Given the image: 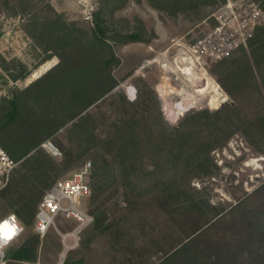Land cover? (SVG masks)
<instances>
[{
	"label": "rangeland",
	"instance_id": "1",
	"mask_svg": "<svg viewBox=\"0 0 264 264\" xmlns=\"http://www.w3.org/2000/svg\"><path fill=\"white\" fill-rule=\"evenodd\" d=\"M171 1L0 0V144L18 162L0 220L24 227L7 255L37 236L46 191L91 162L109 178L107 220L84 230L70 264H264V24L227 58L193 65L184 55L213 15L249 0ZM75 226L56 219L37 261L56 262L59 231Z\"/></svg>",
	"mask_w": 264,
	"mask_h": 264
},
{
	"label": "built area",
	"instance_id": "2",
	"mask_svg": "<svg viewBox=\"0 0 264 264\" xmlns=\"http://www.w3.org/2000/svg\"><path fill=\"white\" fill-rule=\"evenodd\" d=\"M243 6L244 9L239 11L238 4L230 1L225 11L222 9L214 14L216 25L212 32L188 49L184 58L201 66L207 59L221 61L245 45L264 24V12L250 0ZM87 14V20L91 19L90 12ZM46 148L57 155V149L51 143ZM17 166L18 162L0 144V191L9 184ZM91 174L92 164L88 162L72 177L57 181L46 191L36 213V235L44 238L56 228L58 218L75 222L76 226L66 232L59 231L62 248L56 262L23 264H66L69 254L80 247L82 233L94 223V217L84 208V201L92 192ZM23 231V224L15 214L0 220V264H7L6 251L20 240Z\"/></svg>",
	"mask_w": 264,
	"mask_h": 264
},
{
	"label": "trees",
	"instance_id": "3",
	"mask_svg": "<svg viewBox=\"0 0 264 264\" xmlns=\"http://www.w3.org/2000/svg\"><path fill=\"white\" fill-rule=\"evenodd\" d=\"M180 4V0H172L169 2L171 6H178ZM262 8L264 9V0L262 3ZM107 32V26L105 24V20L101 17L99 13L95 14L94 19V33L96 39L101 42V44L105 42ZM259 34H264V28L259 31ZM141 37L139 34H131L126 37V42H139ZM114 61V55L111 54L109 58L106 60V64L110 65ZM26 77V74L23 75V78ZM17 105L15 102L11 103V111L8 113L9 120L14 121L17 115ZM209 112H199L195 114V116L206 115ZM91 179H94L95 185L92 188L91 195L93 196V204H97V207L92 210V215L94 217V225L97 229H101L104 226L105 221L107 220L106 211L103 209L106 204V200H104V194L106 192V187L109 182V178L104 169L100 166L92 169ZM19 218V217H18ZM21 221V220H20ZM40 245V237L33 236L31 239L26 240L21 245L11 249L8 252L7 260L17 262L20 264L23 263H34L38 260V248ZM66 264H70L67 260Z\"/></svg>",
	"mask_w": 264,
	"mask_h": 264
},
{
	"label": "bare ground",
	"instance_id": "4",
	"mask_svg": "<svg viewBox=\"0 0 264 264\" xmlns=\"http://www.w3.org/2000/svg\"><path fill=\"white\" fill-rule=\"evenodd\" d=\"M50 65H52V63L50 62L49 64H47L46 66H45V68L44 69H47ZM191 67V66H190ZM39 75V74H38ZM36 75H34V77H35ZM204 79L205 78H203V80H202V82L204 81ZM205 83V82H204ZM215 83V82H214ZM217 85V84H216ZM216 85H214L213 83H211V85H210V89H213V90H216L217 89V86ZM217 91V90H216Z\"/></svg>",
	"mask_w": 264,
	"mask_h": 264
}]
</instances>
